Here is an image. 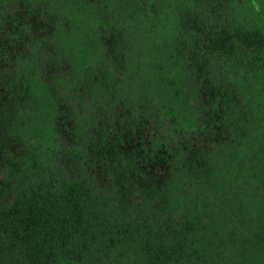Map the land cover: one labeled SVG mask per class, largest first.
I'll return each mask as SVG.
<instances>
[{
    "label": "trees",
    "instance_id": "1",
    "mask_svg": "<svg viewBox=\"0 0 264 264\" xmlns=\"http://www.w3.org/2000/svg\"><path fill=\"white\" fill-rule=\"evenodd\" d=\"M258 17L0 0V264H264Z\"/></svg>",
    "mask_w": 264,
    "mask_h": 264
},
{
    "label": "rangeland",
    "instance_id": "2",
    "mask_svg": "<svg viewBox=\"0 0 264 264\" xmlns=\"http://www.w3.org/2000/svg\"><path fill=\"white\" fill-rule=\"evenodd\" d=\"M251 2V9L252 11H254L259 17V19L262 21V23L264 24V0H250ZM249 10H243L240 9L239 12L235 11L232 12L233 15H238L242 16V17H250L251 14L249 13ZM260 25L261 22H259L257 19H255Z\"/></svg>",
    "mask_w": 264,
    "mask_h": 264
}]
</instances>
